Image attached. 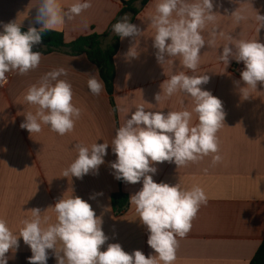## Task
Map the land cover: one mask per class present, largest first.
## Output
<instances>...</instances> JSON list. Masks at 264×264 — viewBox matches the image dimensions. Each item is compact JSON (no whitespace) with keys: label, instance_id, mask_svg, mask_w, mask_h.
Segmentation results:
<instances>
[{"label":"crops","instance_id":"obj_1","mask_svg":"<svg viewBox=\"0 0 264 264\" xmlns=\"http://www.w3.org/2000/svg\"><path fill=\"white\" fill-rule=\"evenodd\" d=\"M74 2L60 0L65 7ZM156 2L150 0L132 22L144 34L120 41V50L115 56L112 98L107 89L99 96L89 91V74L100 71L85 55L42 54L35 70L26 75L6 74L11 76L10 83L0 87V219L6 220L10 230L18 234L21 221L31 218L33 208H39L43 215L51 217L50 222H55V213L49 208L64 196H78L92 206L97 216H102V230L109 239L101 246V251L106 250L109 243H119L125 252L141 250L146 257L155 255L147 244V227L138 218L135 207L129 203L121 214L116 212L113 195L122 193L130 200L131 195L142 188V181L121 184L115 178L110 162L115 161L116 156L111 146L98 174L90 173L81 179L62 177V172L77 155L75 144H110L116 129L125 119L131 118L138 104H144L146 111L165 114L185 108L191 111L193 101L182 93L159 103L155 96L162 93V83L175 72L207 74L210 79L202 85V90L219 98L225 112L224 126L217 132L221 161L213 165L212 155H209L180 168L167 161L155 163L157 173L153 179L169 185L180 182L185 189L198 185L207 196V204L200 207L188 234L178 238L175 264H249L264 241V85L258 82L256 90L250 89L248 99L241 96L236 81H240L239 87L246 85L234 68H245V65L234 59H230L228 65L219 61L218 56L226 43L222 38L217 39L216 47L206 44L201 49L200 65L195 73L184 69L179 58H173L174 68L160 65L153 47L154 30L148 20L154 14ZM213 2L222 31L233 39H257L264 43V28L257 32L254 19L256 12L264 15V0ZM38 3L39 0H0V25L17 21L21 29L35 27L39 30L42 25L35 22ZM91 4V8L52 31L63 34L68 43L92 33L102 35L109 31L124 9L122 0H91ZM239 7L247 9L249 19L237 25L228 16ZM132 47L137 49V58L127 55ZM60 67L67 70V76L61 79L71 83L73 103L81 108L82 115L74 129L63 136L48 126H42L40 133L31 134L20 127L26 119L25 114L36 111V106L24 99L26 90L44 74ZM197 122L193 113L192 123ZM92 196L96 198L90 199ZM18 241L19 247L5 254L7 262L29 264L31 249L22 237H18ZM47 251V264H57L53 250Z\"/></svg>","mask_w":264,"mask_h":264},{"label":"clouds","instance_id":"obj_2","mask_svg":"<svg viewBox=\"0 0 264 264\" xmlns=\"http://www.w3.org/2000/svg\"><path fill=\"white\" fill-rule=\"evenodd\" d=\"M91 7V0H75L67 7L60 0H39L35 17V22L42 25L39 30L29 27L22 32V25L17 21L0 25L3 28L0 32V87L7 83V73L26 75L38 68L42 53L33 51V46L42 42L44 32ZM213 9V0H157L154 14L148 19L154 30L157 62L174 68L173 58H179L184 69L195 73L200 65L201 49L206 44L216 47L217 39L222 38L226 43L218 59L224 65H228L230 59L243 62L241 79L246 86L239 87L240 81H236V85L241 96L248 99L250 89L256 90L258 82L264 85V43L257 39H233L220 29L218 14ZM246 12L247 9L239 7L228 17L238 25L249 19ZM130 19L125 13L112 25L113 33L121 39L142 36V30ZM254 19L259 32L264 28V15L256 12ZM127 55L137 58L136 47L130 48ZM67 74L63 67L53 69L27 88L24 99L36 106V111L25 114L22 129L33 134L40 133L42 126H48L61 136L74 129L82 110L73 103L71 83L61 79ZM209 79L207 74L190 75L183 70L169 75L155 100L159 103L182 93L193 101L191 111L185 108L165 114L146 111L144 104H138L131 118L116 129L110 144H75L77 155L62 172V177L81 179L90 173L98 174L111 146L116 156V160L110 162L115 178L129 184L142 181V188L131 195L129 203L147 227V244L155 255L146 257L141 250L128 253L119 243H109L106 250L101 251V246L109 239L102 230V216H97L87 201L70 195L49 208L55 213V222H50L51 217L43 215L39 208H33L31 218L22 220V227L14 234L7 221L0 219V264H8L5 254L19 247L18 237L31 249L29 264H47V250H53L57 264H175L178 238L188 234L200 207L207 204V196L198 185L185 189L180 182L175 185L155 182L153 175L157 168L153 165L167 161L180 168L209 155H212L213 165L221 161L217 132L224 126L225 112L219 98L202 90ZM87 87L94 96L106 91L98 70L89 74ZM193 113L198 120L195 124L192 123Z\"/></svg>","mask_w":264,"mask_h":264},{"label":"trees","instance_id":"obj_3","mask_svg":"<svg viewBox=\"0 0 264 264\" xmlns=\"http://www.w3.org/2000/svg\"><path fill=\"white\" fill-rule=\"evenodd\" d=\"M150 0H132L126 2L122 0L124 9L122 15L129 13L132 16L131 23L134 21L140 10L149 3ZM138 6L136 7V5ZM116 21V22H117ZM115 22V23H116ZM114 23V24H115ZM26 32L27 29H21ZM121 38L115 35L112 31V26L107 33L98 34L92 33L88 36L77 38L68 43L64 35L55 31L49 30L42 34V42L39 45L33 46V51H39L44 55L62 53L70 56L85 55L90 62L99 68L100 78L103 80L109 96L114 95V79H115V56L120 50ZM121 184L125 183L120 180ZM113 203L117 207L116 212L121 214L129 205L127 195L116 193L113 195ZM249 264H264V241L261 243L256 255Z\"/></svg>","mask_w":264,"mask_h":264},{"label":"built area","instance_id":"obj_4","mask_svg":"<svg viewBox=\"0 0 264 264\" xmlns=\"http://www.w3.org/2000/svg\"><path fill=\"white\" fill-rule=\"evenodd\" d=\"M234 70H235L238 74H241V72L244 70V68H243V67H238V66H237V67L234 68ZM10 80H11V76H7V83H6L4 86L9 85Z\"/></svg>","mask_w":264,"mask_h":264}]
</instances>
